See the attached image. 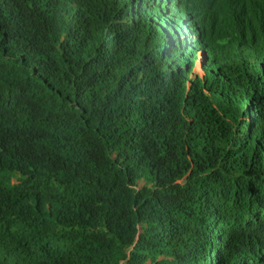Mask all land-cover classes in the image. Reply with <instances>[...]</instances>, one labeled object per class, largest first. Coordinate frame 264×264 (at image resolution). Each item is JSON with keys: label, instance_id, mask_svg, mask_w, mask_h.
<instances>
[{"label": "trees", "instance_id": "obj_1", "mask_svg": "<svg viewBox=\"0 0 264 264\" xmlns=\"http://www.w3.org/2000/svg\"><path fill=\"white\" fill-rule=\"evenodd\" d=\"M204 1L0 0V264H264V0Z\"/></svg>", "mask_w": 264, "mask_h": 264}, {"label": "rangeland", "instance_id": "obj_2", "mask_svg": "<svg viewBox=\"0 0 264 264\" xmlns=\"http://www.w3.org/2000/svg\"><path fill=\"white\" fill-rule=\"evenodd\" d=\"M188 2L191 3H196L198 5V7H200L202 10L201 11H207L209 10V6H208V3L205 2L204 0H188ZM200 65H197L196 68H195V72L196 73H199V74H202L201 72V69H200Z\"/></svg>", "mask_w": 264, "mask_h": 264}]
</instances>
